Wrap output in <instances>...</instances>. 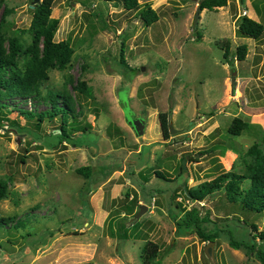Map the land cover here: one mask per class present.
<instances>
[{
    "label": "rangeland",
    "instance_id": "1",
    "mask_svg": "<svg viewBox=\"0 0 264 264\" xmlns=\"http://www.w3.org/2000/svg\"><path fill=\"white\" fill-rule=\"evenodd\" d=\"M33 2L0 0V21L5 9L11 11L4 31L24 50L32 43ZM138 2L151 5L159 22L147 28L138 11L116 3L55 0L56 41L69 43L74 55L65 71L50 73L41 93L72 99L76 118L68 126L75 127V145L51 137L61 133V115L39 127L36 118L17 111H49L47 99L3 93L0 181L8 182L9 195L0 202V220H7L0 228V264H143L148 243L161 251L152 264H260L254 254L234 250L227 234L215 243L211 261L208 244L194 230H180L173 216L196 209L210 216L207 231H231L247 243L264 231V212L231 203L225 190L203 202L184 193L230 172L246 173L252 162L247 153L255 146L264 155V35L254 40L237 33L241 16L264 26V0H228L224 8L202 11L196 28L200 0ZM220 39L230 42L231 55L247 45L246 60L234 68L225 62L216 46ZM122 45L127 68L120 60ZM80 82L92 89L91 99L74 90ZM160 115L178 131L168 140ZM237 118L250 124L240 136L230 133ZM138 119L145 120L140 138L128 124ZM84 167L92 168L90 179L77 173ZM243 186L249 189L251 182ZM178 204L183 208L176 209ZM142 206L145 212L134 223Z\"/></svg>",
    "mask_w": 264,
    "mask_h": 264
},
{
    "label": "trees",
    "instance_id": "2",
    "mask_svg": "<svg viewBox=\"0 0 264 264\" xmlns=\"http://www.w3.org/2000/svg\"><path fill=\"white\" fill-rule=\"evenodd\" d=\"M106 3L122 5L127 11H138L142 21L147 28L156 24L160 20L157 11L153 10L151 5L147 4L142 7L138 0H101ZM55 0H41L38 5L32 7L33 19L31 22L29 34L32 36V43L24 50L20 40L16 37H9L4 31V26L7 17L11 14L10 10L5 9L4 15L0 21V114L6 107L1 103L3 93L9 98H22L28 100L47 99L50 102L51 109L44 113L38 114L33 111H17L24 117L30 120H37V125L42 126L45 121H53L55 117L61 115L64 119V126H61V133L52 134L54 140L59 143H72L75 132L74 126L69 130V121L76 118L73 113L72 99L63 96L59 93H50L44 97L41 93L42 87L49 81L50 73L53 71H65L71 64L74 49L67 42H57L56 33L59 29V20L52 18L53 7ZM228 4V0H200L199 8L209 11L224 8ZM237 33L239 37L259 40L264 35V26L248 16H241L237 20ZM201 40V37H197ZM8 43L9 48L6 47ZM216 46L223 51L225 62L229 63L233 68L235 62H243L248 55L247 45H242L237 48L235 54L231 55L230 42L225 39H220L216 42ZM124 46L120 48V60L127 68L126 60L124 59ZM23 54L24 65L19 64V55ZM74 90L79 94L91 99L92 89L89 88L86 82H80ZM129 93L126 88L122 93ZM59 99H64V106L58 105ZM122 101V108L128 110L126 102ZM16 109V108H15ZM160 126L163 136L166 140L170 138V125L166 115H160ZM3 121L8 122L11 127L19 129L20 132H25L24 128H20L16 122H11L8 119ZM0 122L1 116H0ZM250 124L237 118L230 128V133L234 136H240L242 131L248 129ZM88 128H82L81 133L86 134ZM75 145V144H74ZM78 147V146H77ZM248 156L252 158V162L247 166L246 173H233L222 175L216 180L202 184L197 189L185 190V196L189 200L203 202L207 197L213 195L217 191L225 190L227 198L231 203H240L242 208L258 213L264 212V155L255 146L249 150ZM181 170L184 172L183 165ZM77 173L86 179L91 178L92 168L84 167L77 170ZM159 178H164L163 173L156 174ZM251 182L249 189L244 188L246 181ZM9 195V184L7 181H0V202L7 199ZM183 208L178 204L176 209ZM173 220L180 230H194L202 242L209 244L217 243L222 234L228 235L230 246L237 251L243 250L248 255H255L260 264H264V248L257 246L258 241L264 243V231L258 232V227L253 224V229L257 235L250 236L249 243L238 241L231 231L223 230L214 227L207 231L206 226L211 224L210 216L207 214L204 217L196 210L183 211L173 216ZM7 220H0V228L3 229ZM133 225V223H132ZM135 227V225H133ZM160 248L157 244L148 243L141 255L143 264H152L160 256Z\"/></svg>",
    "mask_w": 264,
    "mask_h": 264
},
{
    "label": "water",
    "instance_id": "3",
    "mask_svg": "<svg viewBox=\"0 0 264 264\" xmlns=\"http://www.w3.org/2000/svg\"><path fill=\"white\" fill-rule=\"evenodd\" d=\"M41 0H34L33 2V7L35 5H38L40 3ZM242 1V0H241ZM117 6V5H116ZM202 10L200 8H198L195 18H194V22H193V26L194 28L197 27L198 22L200 20V16H201ZM236 73H234V77L232 79V86H233V94L235 93V89L237 88V81H236ZM128 124L129 126H131V128L133 129V131L135 132V135L140 138L144 135L145 133V120L143 119H138V120H128ZM177 130H174L172 128V126L170 125V134L174 135L177 134ZM185 163L186 161H184V168H185ZM146 207L142 206L140 209V212L135 216V220L134 223H137V221L140 219V217L142 216V214L145 212ZM214 246L215 243L211 242L209 243L206 247H205V254L206 257L208 259H210L211 261L214 260ZM213 264V263H211Z\"/></svg>",
    "mask_w": 264,
    "mask_h": 264
}]
</instances>
